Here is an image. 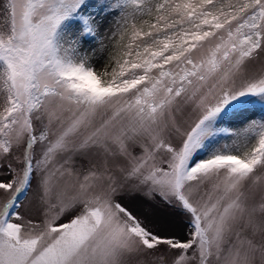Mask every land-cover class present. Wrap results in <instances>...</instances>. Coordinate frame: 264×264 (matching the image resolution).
<instances>
[{"label":"snow or ice","instance_id":"1","mask_svg":"<svg viewBox=\"0 0 264 264\" xmlns=\"http://www.w3.org/2000/svg\"><path fill=\"white\" fill-rule=\"evenodd\" d=\"M0 264H264V0H0Z\"/></svg>","mask_w":264,"mask_h":264},{"label":"rangeland","instance_id":"2","mask_svg":"<svg viewBox=\"0 0 264 264\" xmlns=\"http://www.w3.org/2000/svg\"><path fill=\"white\" fill-rule=\"evenodd\" d=\"M130 207L134 213L139 214V213H137V208L135 205H130ZM159 211L161 213H170V210L167 209L166 206H163L162 204L159 205ZM159 234H161V235H178V236H181V238H183V229H182V227L178 226L177 228L172 229V230H162V231H160Z\"/></svg>","mask_w":264,"mask_h":264}]
</instances>
